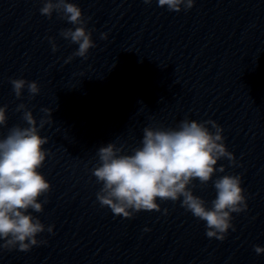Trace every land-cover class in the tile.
<instances>
[{"label": "clouds", "instance_id": "1", "mask_svg": "<svg viewBox=\"0 0 264 264\" xmlns=\"http://www.w3.org/2000/svg\"><path fill=\"white\" fill-rule=\"evenodd\" d=\"M153 0H143L151 4ZM39 12L49 19L53 13L74 27L60 30V37L70 44L78 45L65 63L74 57L87 58L89 50L96 47L92 31L87 29L88 19L81 8L70 0H40ZM158 6L172 12L190 10L195 0H157ZM107 39V33H101ZM52 51L58 50L55 39L49 37ZM10 83L17 99H21L25 88L29 99L40 93L36 81L23 78L11 79ZM7 105H0V128L6 127ZM16 112H22L21 119L27 126L14 125L7 135L0 138V252L17 250L29 252L34 246L47 244L37 239L47 231L53 233V225L45 226L38 216L42 213L51 185L39 171L49 152L44 149L48 137L39 133L45 124H51L52 109L42 108L45 114L39 125L32 111L24 103L17 105ZM211 126V128L209 127ZM223 128L213 120L202 122L187 118L175 128H143L140 146L126 152L125 144L115 142L101 146L97 150L98 164L92 175L101 185L96 199L101 207L111 209L116 216L131 219L135 214L160 212V201H180L181 207L193 217L205 223L209 239L223 241L232 224L233 213L248 210L247 197L242 188L240 175H222L213 181L216 195L209 202L193 192L194 181L207 185L213 176L224 173L225 167H216L222 158L236 165L234 154L228 151L222 135ZM44 196L43 202H38ZM168 214V209H163ZM149 231V229H145ZM257 255L264 253V247L253 245Z\"/></svg>", "mask_w": 264, "mask_h": 264}]
</instances>
